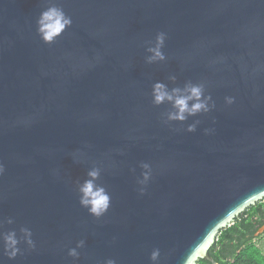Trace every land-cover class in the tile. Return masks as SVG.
<instances>
[{
  "label": "water",
  "instance_id": "water-1",
  "mask_svg": "<svg viewBox=\"0 0 264 264\" xmlns=\"http://www.w3.org/2000/svg\"><path fill=\"white\" fill-rule=\"evenodd\" d=\"M52 7L71 23L48 43ZM156 84L207 110L169 119ZM262 199L264 0H0V264H217Z\"/></svg>",
  "mask_w": 264,
  "mask_h": 264
},
{
  "label": "clouds",
  "instance_id": "clouds-1",
  "mask_svg": "<svg viewBox=\"0 0 264 264\" xmlns=\"http://www.w3.org/2000/svg\"><path fill=\"white\" fill-rule=\"evenodd\" d=\"M38 23L42 39L45 42L50 43L55 39V37L64 31L66 26L70 25L71 20L64 15L62 10L52 7L41 14V18ZM158 41L159 43H162L163 37H159ZM150 51L154 53L153 57L150 59H163V56L159 51V46L155 49H150ZM184 92L186 94H178L180 93V90L175 89L173 90V93L170 94L165 89L164 85L156 84L154 86V101L157 104L162 103L164 100L173 102L176 112L169 114V119L184 120L185 113L191 115L201 110H207L205 102L201 101L202 90L199 86H189L184 90ZM191 100L196 102L189 107V101ZM189 130L192 129L190 128ZM89 175L96 178L98 176V172L92 171ZM93 189L94 185L92 181L85 183L81 189L84 194L81 203L85 206H89V210L92 214L99 216L107 210L109 206V197L104 193L102 188L96 189L95 191ZM6 240L8 246L13 249L11 255L14 256V246L16 244V240L13 238V235L6 237ZM185 264H187V262H185Z\"/></svg>",
  "mask_w": 264,
  "mask_h": 264
},
{
  "label": "trees",
  "instance_id": "trees-1",
  "mask_svg": "<svg viewBox=\"0 0 264 264\" xmlns=\"http://www.w3.org/2000/svg\"><path fill=\"white\" fill-rule=\"evenodd\" d=\"M264 225V199L245 208L232 225L219 230L210 256L217 264H264V233L255 236ZM208 263L200 260V264Z\"/></svg>",
  "mask_w": 264,
  "mask_h": 264
},
{
  "label": "flooded vegetation",
  "instance_id": "flooded-vegetation-1",
  "mask_svg": "<svg viewBox=\"0 0 264 264\" xmlns=\"http://www.w3.org/2000/svg\"><path fill=\"white\" fill-rule=\"evenodd\" d=\"M234 220H235V218H234ZM234 220H233V222H232V224L234 223ZM217 243V241H216V238H215V240H214V242L211 244V246H210V248H209V255H210V252H211V250L213 249V247H215V244ZM200 260H202V258H198L197 260H196V264H200ZM207 261V260H206ZM208 263H206V264H213L211 261H207Z\"/></svg>",
  "mask_w": 264,
  "mask_h": 264
}]
</instances>
